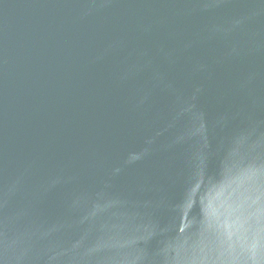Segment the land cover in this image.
<instances>
[{"label":"water","instance_id":"water-1","mask_svg":"<svg viewBox=\"0 0 264 264\" xmlns=\"http://www.w3.org/2000/svg\"><path fill=\"white\" fill-rule=\"evenodd\" d=\"M0 264H264V0H0Z\"/></svg>","mask_w":264,"mask_h":264}]
</instances>
